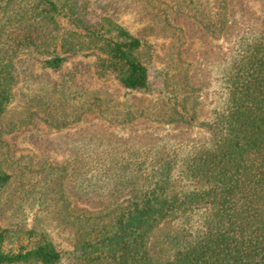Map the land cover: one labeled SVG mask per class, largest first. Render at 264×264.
I'll use <instances>...</instances> for the list:
<instances>
[{"label": "trees", "instance_id": "obj_1", "mask_svg": "<svg viewBox=\"0 0 264 264\" xmlns=\"http://www.w3.org/2000/svg\"><path fill=\"white\" fill-rule=\"evenodd\" d=\"M14 1L0 0V11ZM27 3L9 19L11 33L0 27V219L7 224L0 226V264H264V31L230 52L224 101L198 122L186 93L148 106L117 105L97 80L112 74L131 92L151 91L139 56L148 43L113 21L88 23L65 0ZM224 14L204 13L201 23L221 35ZM19 54L29 56L21 66L45 56V72H17ZM78 55L96 60L93 74L74 68L59 81L50 77ZM92 112L115 125H196L208 137L192 145L181 167L165 151L135 143L96 152L90 162L76 154L77 176L67 183L64 169L45 162L37 170L16 165L2 140L37 122L61 131ZM42 169L49 170L44 177ZM27 206L37 207L31 228L15 222ZM43 223L66 236L67 255Z\"/></svg>", "mask_w": 264, "mask_h": 264}, {"label": "rangeland", "instance_id": "obj_2", "mask_svg": "<svg viewBox=\"0 0 264 264\" xmlns=\"http://www.w3.org/2000/svg\"><path fill=\"white\" fill-rule=\"evenodd\" d=\"M21 1L31 6L34 0H15L13 4L0 11V27L5 30L10 26L9 19ZM73 5L81 17L90 24L107 20L124 27L131 35L149 44L140 53V58L148 67L151 91L131 92L112 74L104 78L95 76L101 83H106L110 93L117 95V105L135 104L148 106L166 97L189 96L191 106L196 105L198 122L211 119L213 111L223 103V77L229 68V60L233 51L239 52V46L246 40L264 31V0H227L224 10L222 0H65ZM5 8V9H4ZM225 13L226 32L215 35L201 23L204 13L214 15ZM14 26L9 27L11 33ZM4 39H8L7 36ZM4 42L0 43V46ZM246 44V43H245ZM237 52V53H238ZM28 55L19 54L14 60L17 72L30 66L20 65L28 59ZM35 59L31 69L43 74L42 59ZM232 60V58H231ZM230 60V62H231ZM96 60L90 57L70 56L62 70L50 71V77L59 81L80 68L86 75L96 71ZM26 82L20 81L19 88ZM183 90V91H182ZM110 97H114L110 94ZM18 97L17 101L20 102ZM175 100V99H174ZM166 104V103H165ZM15 106V104H14ZM208 137L199 126L182 128L175 124L138 119L128 125H115L102 119L98 112L86 115L78 124L58 131L43 122L6 134L2 140L7 145L11 160L16 165H27L38 169L44 162L47 168L60 169V175L66 177V183L77 176L76 154L82 155L87 162L92 160L96 152L114 151L112 147H131L132 143L142 145L145 149H153L154 153L165 151L175 160V167H181L193 144ZM89 142H91L90 146ZM42 169L41 175H47ZM57 169V170H58ZM90 177V176H89ZM67 185V184H66ZM73 186L67 185L66 197L75 203L78 196L71 192ZM74 206V204H73ZM37 207L19 212L16 223H25L31 228ZM6 222L0 219V226ZM47 228L51 240L59 251L67 255L72 247L66 236ZM61 264H68L64 259Z\"/></svg>", "mask_w": 264, "mask_h": 264}]
</instances>
